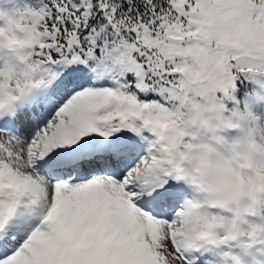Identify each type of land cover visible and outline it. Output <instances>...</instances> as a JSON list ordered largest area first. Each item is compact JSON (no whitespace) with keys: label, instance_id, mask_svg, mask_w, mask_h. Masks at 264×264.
I'll return each mask as SVG.
<instances>
[{"label":"snow or ice","instance_id":"6c2138e0","mask_svg":"<svg viewBox=\"0 0 264 264\" xmlns=\"http://www.w3.org/2000/svg\"><path fill=\"white\" fill-rule=\"evenodd\" d=\"M0 264H264V0H0Z\"/></svg>","mask_w":264,"mask_h":264}]
</instances>
